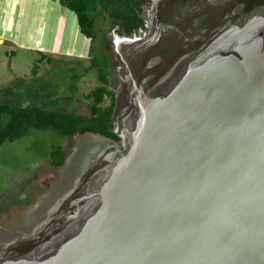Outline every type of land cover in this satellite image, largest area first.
Here are the masks:
<instances>
[{
	"label": "water",
	"instance_id": "water-1",
	"mask_svg": "<svg viewBox=\"0 0 264 264\" xmlns=\"http://www.w3.org/2000/svg\"><path fill=\"white\" fill-rule=\"evenodd\" d=\"M143 9L145 29L107 35L120 142L67 157L0 264H264V0Z\"/></svg>",
	"mask_w": 264,
	"mask_h": 264
},
{
	"label": "rangeland",
	"instance_id": "rangeland-1",
	"mask_svg": "<svg viewBox=\"0 0 264 264\" xmlns=\"http://www.w3.org/2000/svg\"><path fill=\"white\" fill-rule=\"evenodd\" d=\"M29 2L0 0V36L14 41L0 40V88L17 85L20 96L25 98L24 104L54 101L55 106L59 105L56 108L89 114L91 99L84 95L90 94L99 80L97 69L91 66L90 42L80 31L75 12L60 2L31 0L30 5L34 3V6L30 8ZM148 2L142 0L143 6ZM143 17L146 20L144 9ZM113 28L108 17L99 16L97 50L103 48L102 40ZM29 34H34L35 39L33 35L30 39ZM40 42L44 51L32 48ZM38 89L45 96L43 100L33 96L36 92L39 94ZM71 89L76 102L70 99ZM29 93L32 98L26 96ZM109 103L110 98L106 97L103 104ZM102 138L91 132L62 137L48 130H31L26 136L4 142L0 146V235L22 234L27 227L24 226L26 215L29 221L33 220V215L41 221L46 219L45 214L33 209L47 195L53 194L66 177L65 165L51 163L50 152L54 145L62 148L65 157L73 156L75 166L80 162L78 155L82 151L88 154L94 147L91 141Z\"/></svg>",
	"mask_w": 264,
	"mask_h": 264
},
{
	"label": "trees",
	"instance_id": "trees-1",
	"mask_svg": "<svg viewBox=\"0 0 264 264\" xmlns=\"http://www.w3.org/2000/svg\"><path fill=\"white\" fill-rule=\"evenodd\" d=\"M60 4L75 12L81 33L90 39L91 66L97 69L99 80V85L89 94L90 113L83 115L56 108L54 101L24 104L25 98L20 96L17 85L0 88V146L28 135L31 130H48L62 137L93 132L119 140L112 130L111 120L115 104L114 91L108 87L111 60L105 53L96 52L97 22L99 16L104 15L112 25L119 27V33H138L146 27L142 0H60ZM106 97L110 98L108 105L103 104ZM50 160L55 166L64 162L65 153L60 146H53Z\"/></svg>",
	"mask_w": 264,
	"mask_h": 264
},
{
	"label": "flooded vegetation",
	"instance_id": "flooded-vegetation-1",
	"mask_svg": "<svg viewBox=\"0 0 264 264\" xmlns=\"http://www.w3.org/2000/svg\"><path fill=\"white\" fill-rule=\"evenodd\" d=\"M119 32V31H118ZM102 49L100 50V49H98V51H96L97 52V54H98V52L99 53H101V52H103V53H105V56H107V58L109 59V60H111V64H110V69H111V74H110V77H109V80H108V86H110L111 87V89L114 91V99L116 98V96H117V94H118V92L120 91V89H121V85L123 84L122 83V78L125 76V68L120 64V63H118V61H116V59H115V57L113 56V53L111 52V50L109 49V47L107 46V36H106V38H104L103 39V42H102ZM95 52V53H96ZM80 62V61H79ZM71 86H73V85H71ZM72 88V87H71ZM73 88H74V86H73ZM77 88V87H76ZM96 88V87H95ZM38 91H39V89H38ZM71 91H72V94H71V96H70V99L71 100H75V102L77 101L76 100V97L75 96H73L74 95V91L71 89ZM33 92H36L35 90H33ZM31 94H32V92H31ZM26 96H31L30 95V93L28 94V95H26ZM34 97H36V98H38V99H41V100H43V98L45 97V96H42L41 95V92L39 91V94H38V92H36V95H33ZM84 97L85 98H89V94H85L84 95ZM31 98H32V96H31ZM43 102V101H42ZM56 106H59V105H56ZM55 106V107H56ZM118 142H120V138H119V140H117ZM95 146V145H94ZM122 151H126V149L124 148V147H122ZM121 151V152H122ZM83 152V151H82ZM81 152V154H79V155H82L83 153ZM120 154V153H119ZM78 155V156H79ZM67 159V157H65V160ZM64 160V161H65ZM62 191V190H61ZM60 191V192H61ZM60 192H56V193H60ZM62 193H64V191H62ZM60 195H62L61 193H60ZM67 220V217H64V219H61L60 220V223H64L65 221Z\"/></svg>",
	"mask_w": 264,
	"mask_h": 264
},
{
	"label": "crops",
	"instance_id": "crops-1",
	"mask_svg": "<svg viewBox=\"0 0 264 264\" xmlns=\"http://www.w3.org/2000/svg\"><path fill=\"white\" fill-rule=\"evenodd\" d=\"M48 1V0H47ZM30 2H31V0H30ZM30 2H29V8H30V6L32 5V6H34V3H32L31 5H30ZM49 2H52V3H56V2H60V0H49ZM32 13H34V11L32 12ZM32 15V14H31ZM26 18H28L27 16H26ZM35 18V17H34ZM26 20V19H25ZM29 21H30V19H28ZM27 20V21H28ZM26 34V33H25ZM32 35L34 36V38L32 37ZM29 37H30V39L31 38H33V39H35V35L34 34H29L28 35ZM87 38V37H86ZM0 40H7V41H10V42H13L14 43V41L13 40H11V39H5V38H2L1 36H0ZM87 42L89 43L90 42V39L89 38H87ZM24 45V44H23ZM36 45H32V48H35V49H37L38 51H44V50H41V49H44L43 48V46L41 45V42L39 43V45L37 46V47H35ZM41 47V48H40Z\"/></svg>",
	"mask_w": 264,
	"mask_h": 264
}]
</instances>
